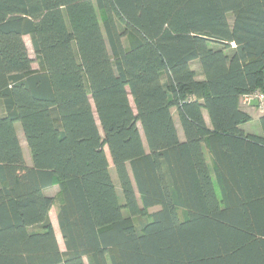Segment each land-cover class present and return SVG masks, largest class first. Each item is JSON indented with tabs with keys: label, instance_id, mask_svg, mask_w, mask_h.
<instances>
[{
	"label": "trees",
	"instance_id": "trees-1",
	"mask_svg": "<svg viewBox=\"0 0 264 264\" xmlns=\"http://www.w3.org/2000/svg\"><path fill=\"white\" fill-rule=\"evenodd\" d=\"M256 91L264 0H0V264H264Z\"/></svg>",
	"mask_w": 264,
	"mask_h": 264
},
{
	"label": "rangeland",
	"instance_id": "rangeland-1",
	"mask_svg": "<svg viewBox=\"0 0 264 264\" xmlns=\"http://www.w3.org/2000/svg\"><path fill=\"white\" fill-rule=\"evenodd\" d=\"M228 18H229V21L231 22V16L230 15H229ZM99 19H102L101 14H99ZM24 41L26 43L29 56L33 59L32 69L33 70H39L38 61H37V59L35 57V54L33 52L29 36H24ZM192 67L197 69L198 68V64L196 62H193L192 63ZM130 101H131V99H130ZM172 114H173V118L175 119V122L177 124L178 130H180L178 117H177L175 108H172ZM15 128H16L17 134H18V136L20 138V141H21L20 143H21V146L23 148V153H24V157H25L26 163L30 164L31 163V154H30L29 148H28V146H27V144L25 142L20 123H16L15 124ZM106 152L108 154L107 150H106ZM110 174H111V178H112V180H113V182L115 184V187H116V190H117V193H118V196H119V201L123 202L122 191H121V188H120V185H119L115 170L113 169L111 162H110ZM46 193L48 195H51V196L54 197V205L52 206L49 214L51 216L52 221L54 222L53 226H54V230L56 231L55 235L57 236L59 247L63 251L64 250V245H63V242H62V239H61V236H60V233H59L58 225H57V222H56V210H57V207H58V204H59V201H60L59 188L55 184V186L47 189ZM157 208L158 207H154V208L148 209V212L151 213L152 211L157 210ZM146 220H148L147 216L146 217L143 216V217H135V218H133V221H134L135 225H137V226H139L143 221H146ZM84 261H85V264H88L87 258H85Z\"/></svg>",
	"mask_w": 264,
	"mask_h": 264
},
{
	"label": "crops",
	"instance_id": "crops-1",
	"mask_svg": "<svg viewBox=\"0 0 264 264\" xmlns=\"http://www.w3.org/2000/svg\"><path fill=\"white\" fill-rule=\"evenodd\" d=\"M240 106L251 117V119L249 121L241 124L242 130L244 132H249V133H254V134H260L261 133V129H260V125H259L258 119L263 114L262 108L259 105L252 104V102L248 106H243L240 103ZM203 117H204L205 122L207 124H209V118H208V115H207L206 111H203ZM178 134H179V136L182 135L181 130H178ZM49 216H50V214H49ZM50 220H51L52 225H54V222L52 221L51 216H50ZM55 234H56V231H55Z\"/></svg>",
	"mask_w": 264,
	"mask_h": 264
},
{
	"label": "built area",
	"instance_id": "built-area-1",
	"mask_svg": "<svg viewBox=\"0 0 264 264\" xmlns=\"http://www.w3.org/2000/svg\"><path fill=\"white\" fill-rule=\"evenodd\" d=\"M253 100H256L258 105L262 108V105L264 104V92L256 91V92L251 93V94H245V95L241 96L240 103L243 106H248L251 104V102Z\"/></svg>",
	"mask_w": 264,
	"mask_h": 264
},
{
	"label": "water",
	"instance_id": "water-1",
	"mask_svg": "<svg viewBox=\"0 0 264 264\" xmlns=\"http://www.w3.org/2000/svg\"><path fill=\"white\" fill-rule=\"evenodd\" d=\"M252 104L258 105V103H257L256 100H253V101H252Z\"/></svg>",
	"mask_w": 264,
	"mask_h": 264
}]
</instances>
